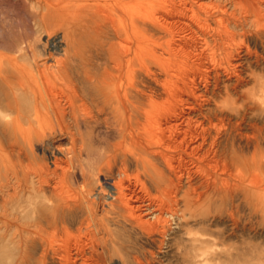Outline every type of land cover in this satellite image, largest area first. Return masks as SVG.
<instances>
[{"label": "bare ground", "instance_id": "obj_1", "mask_svg": "<svg viewBox=\"0 0 264 264\" xmlns=\"http://www.w3.org/2000/svg\"><path fill=\"white\" fill-rule=\"evenodd\" d=\"M261 4L264 0H69L70 18L84 16V33L94 45L66 48L54 65L39 63L44 54H23L30 66L17 57L19 64L16 55L0 54V223L14 252L11 264H102L122 253L123 264H150L152 246L148 252L135 247L121 253L123 234L133 232L180 253L199 240L185 236L190 232L184 226L203 202L220 196L232 208L241 200L235 203L238 194L264 201V124L253 123L264 119V80L253 72H264ZM250 38L257 49L250 48ZM251 81L255 95L245 98L242 89ZM219 97L225 99L220 105ZM240 98L242 105L234 109L229 99ZM101 127L112 128L119 140L93 158L82 129ZM234 133L244 138L246 150L235 146ZM102 141L100 134L101 149ZM25 147L32 153L40 147L52 168L33 165L32 159L25 164ZM83 157L99 164L94 162L97 172L118 163L116 178L103 179L108 190L92 194L86 180L87 194L70 189L75 167L82 180L90 171ZM129 164L137 173L132 180L126 175ZM216 215L238 222L228 208L209 216ZM170 221L180 232L171 239ZM205 250L212 260L231 257L229 251Z\"/></svg>", "mask_w": 264, "mask_h": 264}, {"label": "rangeland", "instance_id": "obj_2", "mask_svg": "<svg viewBox=\"0 0 264 264\" xmlns=\"http://www.w3.org/2000/svg\"><path fill=\"white\" fill-rule=\"evenodd\" d=\"M89 1H92V0H89ZM217 1H219V0H217ZM220 1H222V0H220ZM68 2H69V0H0V54L3 53V55H4V53H5V56H8V57L12 56V58L15 57L13 55H16L15 58L19 57L20 58L19 62L22 61L21 65L23 63L24 66H30L31 59H30V57L27 58V56L25 58L24 56H22L23 54L27 53L29 55L31 53H34L36 55V57L40 56L39 54H42V55L44 54L43 56H45V57H43V58L41 57L38 59L40 61L39 63H41V62L45 63L46 62L45 63L46 65H51V64L54 65V61L59 59V55L62 53V51H66L67 50L66 48H68L69 52H72L73 49L75 48L74 47L75 45H77L76 47H78V46L82 47V45H85V46H83L84 49L88 48L89 46L94 45V40L92 39L93 37L90 36V33L89 32L84 33L83 28H84V24L86 23L84 21L85 19L83 18L84 16L79 17L78 21L72 20L74 18H70L71 12H69V9L67 6ZM261 5H260L261 8H263L264 4H261ZM226 7L229 8V4ZM230 10H231V7L229 8V11ZM236 13L239 14V10H237ZM263 13H264V9H263ZM263 18H264V16H263ZM252 19H253V16L250 15L249 20H252ZM262 20L264 22V19H262ZM248 27L250 29L252 28L251 30H253L255 25L253 26V24L251 25L249 23ZM248 42H249L248 44H249L251 49L255 46H256V49H257V47H259L258 42L255 41L254 39L252 40V38H250L248 40ZM10 47H12L11 51L10 50L7 51V48L10 49ZM23 47L25 49L26 48H29V49L24 50ZM5 48H6V50H5ZM70 48H71V51H70ZM14 49L16 51L15 53H14ZM16 49H19V51ZM21 51H22V53H21ZM47 54H50V57ZM17 55H20V56H17ZM54 56H55V58H54ZM19 58L16 59L17 62H18ZM26 68H28V67H26ZM263 70H262V72H263ZM253 72L257 76L261 77L262 80H264V72L261 73V71L259 69L258 70L255 69V70H253ZM252 83H253V81L249 82L248 85L243 87L242 92H243V94H245V96H243V97L246 98L248 95H249L248 97H251L252 93H254L253 96L255 95L256 86H255V88H253L254 83L253 84ZM247 93H248V95H247ZM240 99H239L240 102H238V100H236V102H234L235 100L229 99V102L232 101L234 103V106H233L234 109L239 108L240 105H242V99L243 98H240ZM217 101H218V103L217 102L216 103L218 105H220V104L225 102V99H224V97H221V98L219 97ZM259 119H260L259 117H256L255 120H253V123H255V122L257 124L259 123V125L264 124V119H260V120ZM247 128L248 127L245 126V128H244V126H243V129L244 130L246 129L245 131L248 133H245V131L243 129H242V133L244 132V134L249 135L251 130L249 128L248 129ZM82 131H83L82 134H84L83 138H85L84 142L87 144V142L91 141L90 143H88L89 145L87 144V147H88L87 149H90L93 158H95V155H97L98 153H101L102 151H103L102 154H104L111 146L115 145L116 142H118V140H119L118 139L119 137L116 136L117 134H116V132H114L112 130V128H110V131H109V128L106 129L104 127L102 129H94V128L88 129L87 128V129H82ZM100 134H101V137L103 140L102 141V149H101V147L96 146L97 145L96 143L100 139ZM232 136H233L232 137L233 140L235 139L234 140L235 146H237L238 148H240L242 150H246L247 146L245 145L246 143H245L244 138L241 139L238 136V134H235V133ZM86 138L89 141H87ZM95 140H96V142H95ZM108 145H109V147H108ZM66 146L67 145H65V143H64V147H66ZM89 146H90V148H89ZM104 146H105V148H104ZM25 148H27V147H25ZM25 148L23 149V152L25 151V153H23V158H24L23 161L25 164H27L26 162H30L27 160L32 159L31 163L33 165H42L43 163H44L43 165H45L47 163L48 167L52 168L50 161L47 159V155H46V158L44 157L45 155L43 156L40 147L33 148V153L30 149H29L30 150V152H29V151H27L28 148L27 149H25ZM26 151L29 152V154L31 153L33 158H30L31 155H29ZM94 151H96V152H94ZM107 153H108V151L105 154H107ZM26 154H28V156H30V157L28 158V156ZM93 158H91V157H89V159L88 158L85 159V157L82 158V159H85L84 164H83V167H85L84 170H86L88 172L87 169L90 168V171L88 172L89 175L88 174H87V176L85 175L84 180L80 179L81 177L79 176L78 170H76V167L74 169V173H76V174H74V179H73L72 175L69 176L68 179H70V180H68L69 181L68 185L70 183L72 184L70 189L74 193L77 192L78 188L80 190V193H83V194H87V192L91 191V190H93L92 194L93 193H100L101 188H106L103 179H106V181L109 179L113 180L114 176H116V170H117L116 167L119 166L118 163L113 164V166L115 168L112 166L110 168V171L108 169H107V171L105 169H103L104 172L108 173L106 175V173H104V172L100 173L103 170L100 172H97L98 168H96L97 167L96 164H98V163L94 161L96 163L95 164L93 162V160H94ZM33 160H34V162H32ZM35 163H37V164H35ZM82 163H83V161H82ZM90 164H92V165L90 166ZM92 166L95 167L94 171L92 169L93 168ZM129 166H128V169H126V173H127L126 175L128 177L125 175V178L130 177V179L131 178L133 179L137 173L133 169L132 164H129ZM95 171L97 172V174H95L96 173ZM111 171H113V173L115 175ZM0 173H2V171ZM92 174L96 175V176H93ZM78 177H80V178H78ZM77 180H78V184H77V182H75ZM110 180H109V182H111ZM72 181L74 183H72ZM84 181L86 183L89 182L87 184L89 187L91 186L90 187L91 190H89L90 188L87 186V184ZM73 184H74V187H73ZM85 184L88 188V189L86 188L87 190L83 189V188H85ZM98 189H99V191H98ZM182 189L185 190L186 186H183ZM84 191H86V192H84ZM77 193H79V191ZM239 195H242V194H238V195H236L237 197L236 196L234 197L235 203L239 201V200H236L237 198L241 199L238 202L239 204L237 203L235 205L236 207H232V208L227 207L228 206V204H226L227 202L222 201L220 196H217L215 202L206 204L208 201H205V202H203V204L199 205L200 207L198 206L199 208L198 207L194 208L192 213L190 215L186 216V220H185L186 223H185L184 227L186 229H188V231L190 233L185 235V236H187L188 238L196 237L199 240H202V239L208 240L207 243H203V242L198 243V241H199L198 240L196 243H194V245L193 244L191 245L189 243L190 247L186 248V250H185L186 252L181 251L180 253H177V252L172 253V251H176L175 246L174 247L170 246L172 248H170V247L165 248V245H164L160 249V248H157L153 243L144 240L139 235H137V234L135 235V233L132 234L133 232L131 233V232L127 231L126 234L122 235V239L125 240V242H122L121 247H120V251H121V253L123 251L124 252L131 251V249H133L135 251V249L137 248L136 252L140 251L141 249L142 250L144 249L143 251L148 252L147 251L148 249H150V251H151L153 248V252H154L153 257L154 258L152 259L150 264H186V263L187 264H190V263L191 264L192 263L193 264H223V261H224V264H229V263L230 264H264V201L258 202L252 198L244 199L243 195L242 196H239ZM93 198L95 200H97L96 196H94ZM107 199L109 200V197H107ZM243 201L245 202V204L242 203ZM226 208L234 210L235 216L238 217L237 224L230 222V220L227 219L226 216L224 217V216L216 215L215 218L212 216H209V215H212V213L217 214V212H219V211L223 212ZM195 209H197V210H195ZM213 209H214V212H213ZM104 210H108L106 205L104 207ZM215 211H217V212H215ZM237 212H238V215H237ZM207 216H208V218H207L208 222H206V219H202V218H206ZM195 218H196V221H195ZM203 220H205V221H203ZM170 222L172 223V221H170ZM170 225H172L171 227H174L173 223ZM70 229H69L70 231L74 230L73 228H70ZM173 229H175V230L173 231ZM171 230L173 233L169 236L170 239L174 238L175 236L179 235V233H180V232H178L179 230L175 227L171 228ZM128 232H129V234H128ZM5 233H6V231L4 229V225L0 223V264H9V263L11 264V263H13V261L10 260V262H9L8 260H9L10 256L14 255V252L12 253L11 252L12 250L9 248L8 244H6L7 240H5L6 239ZM169 237H167L166 240H169ZM73 239H69L68 242H70L71 244H74ZM82 239H83L84 244L89 245V241H87L88 237L85 238L84 232H82ZM218 244H220V245H218ZM151 246H152V248H151ZM229 247H231V248H229ZM239 247L242 250V252L239 249ZM241 247H245L246 250H244V248H241ZM206 248H209L210 251L216 250V251L222 252V253L229 251V252H231V257L229 260H227L223 257L220 258V260L219 259L212 260L210 258L212 256L209 253V251H207V253H206V250H205ZM235 248H238V249L235 251L234 250ZM127 249H129V250H127ZM204 250H205V252H204ZM185 253H187V256ZM194 253H195V255H194ZM191 254H193L192 257H191ZM199 254L202 255V257ZM124 256L125 255L122 253L120 255L121 258L117 257V255L113 256L114 259L111 257V260L106 258L105 262H103L102 264H108V263L109 264H123L124 260H121V262H120V259H123V258L125 259L126 257H124ZM180 256H182V257H180ZM177 257H178V259H177ZM186 259H187V261L191 259L192 262H190V261L185 262ZM196 259H197V261H196ZM199 260H200V262H199ZM107 261H109V262H107Z\"/></svg>", "mask_w": 264, "mask_h": 264}]
</instances>
